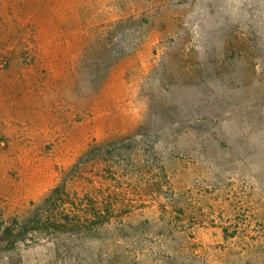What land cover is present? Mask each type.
Wrapping results in <instances>:
<instances>
[{"label":"rangeland","instance_id":"obj_1","mask_svg":"<svg viewBox=\"0 0 264 264\" xmlns=\"http://www.w3.org/2000/svg\"><path fill=\"white\" fill-rule=\"evenodd\" d=\"M0 264H264V0H0Z\"/></svg>","mask_w":264,"mask_h":264}]
</instances>
